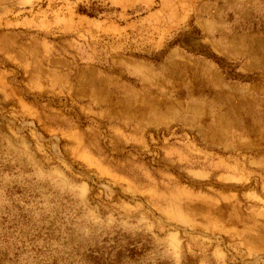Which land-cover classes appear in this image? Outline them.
I'll return each mask as SVG.
<instances>
[{"label":"rangeland","instance_id":"rangeland-1","mask_svg":"<svg viewBox=\"0 0 264 264\" xmlns=\"http://www.w3.org/2000/svg\"><path fill=\"white\" fill-rule=\"evenodd\" d=\"M0 264H264V0H0Z\"/></svg>","mask_w":264,"mask_h":264}]
</instances>
